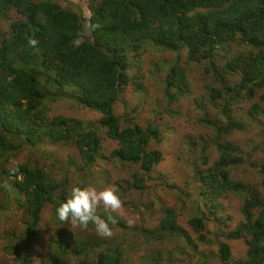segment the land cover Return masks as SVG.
I'll list each match as a JSON object with an SVG mask.
<instances>
[{
    "label": "trees",
    "instance_id": "trees-1",
    "mask_svg": "<svg viewBox=\"0 0 264 264\" xmlns=\"http://www.w3.org/2000/svg\"><path fill=\"white\" fill-rule=\"evenodd\" d=\"M88 11L86 18L79 8H64L52 0H0V24L15 15L7 30L0 31V191L7 198L10 189L23 196L25 231L19 264H31L44 207L51 205L59 220L55 209L69 196L66 185L55 183L36 164L14 163L7 168L11 158L44 143L70 142L83 161L81 171H89L103 132L117 142L110 158L138 165L142 172L143 177L133 175L130 188L144 190L145 180H154L151 174L162 155L147 147L152 137H158V128L136 125L114 111L129 87L142 90L140 84L131 83L129 62L148 48L172 55L161 62L158 81L167 108L191 94L189 77L200 70L208 101L217 111L200 120L213 136L205 142L202 165L192 176L199 193L189 226L201 234L213 218L220 228L226 227L231 217L220 219L219 200L228 195L240 198L241 220L220 233L246 245L245 258L235 264H264V161L248 163V157L264 155V142L243 152L228 140L233 132L246 128L233 118L237 105L248 103L250 117H264V0H88ZM29 38L38 41L35 48L28 46ZM58 99L95 111L100 115L99 127L82 130L79 121L49 116L46 103ZM208 149L216 155L212 163L204 155ZM245 165L260 175L258 188L233 178V172ZM161 183L180 197L183 190ZM3 200L0 211L8 205ZM162 212L156 229L144 233L146 240L178 236L191 243L174 209ZM199 239L204 242L203 235ZM53 241L56 264L71 255L80 259L89 254H95L93 264H124L116 244L102 246L97 239H87L71 248L62 239ZM218 251L221 263L227 264L229 245L219 243Z\"/></svg>",
    "mask_w": 264,
    "mask_h": 264
},
{
    "label": "rangeland",
    "instance_id": "rangeland-1",
    "mask_svg": "<svg viewBox=\"0 0 264 264\" xmlns=\"http://www.w3.org/2000/svg\"><path fill=\"white\" fill-rule=\"evenodd\" d=\"M64 8H79L84 17L89 16L88 0H52ZM15 19L10 15L7 21L0 24V31L4 32L9 22ZM172 55L148 48L139 58H130L129 73L134 77L131 83L140 84L142 90L134 91L129 87L119 96L115 106V115L133 119V123L142 127L153 124L159 130L157 138H151L149 151H159L162 161L155 165L151 177L152 181L144 182V190H136L129 186L133 183V175L142 176L138 165L122 163L110 158L112 150L117 148V142L107 138L102 132V143L96 159L89 171H81L83 161L74 144L44 143L41 147L31 151H24L15 158H11L7 168L14 163L29 162L42 167L51 175L55 183L66 185V193L70 197L74 186L94 187L98 191L109 185L118 188V195L123 202L119 213L106 211L103 206L96 209L98 215L105 219L111 215L122 226L111 224L113 235L110 238L98 236L93 226L87 230L71 228L69 224H62L53 215V207L46 205L41 212L39 235L36 243L32 244L31 264H56L53 257V240L62 239L71 248L76 242L96 239L101 245H118L124 264H222L219 257V243H226L231 249V256L227 264L243 260L246 245L243 240H227L220 232L233 229L241 220L239 214L242 201L240 198L228 195L219 200L218 209L222 214L229 215L231 220L226 227L220 228L212 218L207 222L206 231L195 233L188 224L194 216L199 185L192 181V176L198 167L202 148L213 133L205 128L200 120L205 114L214 116L217 112L208 101V93L204 88L201 71L191 72V94L182 98L178 103L166 106L162 87L158 84L161 77V62L170 60ZM159 65V66H155ZM49 116L62 115L68 119L81 122L82 130L88 127L98 128L100 115L95 111L78 107L70 99H58L47 102ZM248 103L236 106L233 118L242 122L246 128L233 132L228 140L232 141L243 152L264 142V117H250L247 113ZM168 110V112H167ZM221 119V117H218ZM123 122V121H122ZM210 150V151H209ZM209 163L216 159L215 152L208 149L204 154ZM257 160V161H256ZM264 161V155L258 153L248 157V163ZM162 176V177H161ZM233 178L241 180L258 188L261 177L248 165L233 172ZM166 179V180H165ZM148 180V179H147ZM168 186L183 190L177 198ZM161 183L163 186L159 185ZM5 183H3L4 185ZM188 186H185V185ZM8 198L0 191V201L8 200L6 209L0 211V264H19L21 236L25 231L24 215L21 208L23 196L9 190ZM201 210H205L202 207ZM171 207L177 216L178 225L187 232L191 243L184 238L166 236L161 240H146L144 233L154 231L163 217L162 210ZM206 212V211H205ZM140 233H139V232ZM203 235L204 242L199 239ZM18 245V248H16ZM95 254L77 259L68 256L60 264H93Z\"/></svg>",
    "mask_w": 264,
    "mask_h": 264
},
{
    "label": "clouds",
    "instance_id": "clouds-1",
    "mask_svg": "<svg viewBox=\"0 0 264 264\" xmlns=\"http://www.w3.org/2000/svg\"><path fill=\"white\" fill-rule=\"evenodd\" d=\"M37 44L36 39H28L29 47L35 48ZM101 205L110 212L119 213L122 210L123 202L115 185H109L99 191L94 187L74 186L70 197L60 203L55 212L62 224L67 223L71 228L84 230L91 225L98 236L110 238L113 235L110 224H115L116 221L111 215L105 220L96 214V209Z\"/></svg>",
    "mask_w": 264,
    "mask_h": 264
}]
</instances>
